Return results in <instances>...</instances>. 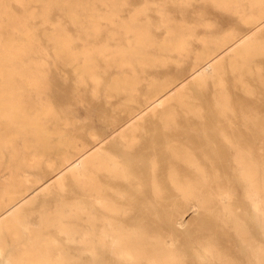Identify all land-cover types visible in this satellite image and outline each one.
I'll return each mask as SVG.
<instances>
[{
    "label": "bare ground",
    "instance_id": "bare-ground-1",
    "mask_svg": "<svg viewBox=\"0 0 264 264\" xmlns=\"http://www.w3.org/2000/svg\"><path fill=\"white\" fill-rule=\"evenodd\" d=\"M93 1L115 5L117 0H42L40 11L30 10V3L27 1L25 8L29 16H9L14 30L0 31V152L13 146L18 136L24 135L25 148L31 150L33 155L24 158L22 163L35 168L46 165L43 169L44 178L34 181L29 188L31 192L47 182L43 189L55 182L60 188H68L61 194L64 205L72 204L75 198L86 196L94 204L102 206L99 214L97 209L87 210L79 203H74L76 213L89 215L87 227H81L80 231L86 236L85 247L92 253L91 264L103 263L105 252H114L118 257L130 260H146L158 264H174L181 261L171 252L164 240L156 243L153 241L155 236L150 226L152 222L149 221L152 216L165 213L175 228L185 222L174 209L162 211L144 208L152 204L142 189L149 180L155 193H160L168 187L175 202L186 204L196 212L198 208H205L213 213L221 204L222 210L233 218L232 226L240 233L246 247L253 250L263 247L264 242L252 238L251 227L243 221L244 219L234 214L235 182L227 171L229 158L232 157L241 169L240 181L245 188L244 194L251 201L249 202L264 233V169L256 176L258 172L253 169V161L246 159L252 152L248 143L250 138L264 136V108L262 110L258 105L261 103L260 105L264 106V66L252 62L253 57L264 56L262 37L257 33L234 36L232 40L227 36L221 39L204 38L195 30H190L188 35L197 37L203 44L201 49H197L192 47V40L185 36L181 25L178 26V19L169 11L163 8L155 10L161 14L156 23L157 27H165L167 30L166 34H158L150 30V26L154 24L153 18L148 15L141 17L146 13L144 10H135L126 17L121 13L124 10L121 6L120 9L114 7V10L109 11L107 18L110 22L119 23L121 31L127 35V45L122 49L113 50L105 45L75 51L72 49L70 36L63 37L57 31L49 35V39H61L55 48L59 60H70L73 63L83 59V64L75 66L74 69L80 71L82 80L79 84L90 79L94 86L100 85L102 75L97 73L100 68L98 61H105L106 69L112 66L123 68L128 65L124 55L126 52L140 59L142 69L161 61V54L167 51L178 52L183 60L194 59L190 76L202 88L199 96L193 98L187 94L186 90L191 86L186 81L187 78H179L176 81H151L149 84L154 90L147 96L146 103L143 106L126 107L125 116L121 117L115 126V131L120 130L123 138L132 141L139 130V123L150 119V125L140 144L145 157L151 163L142 166L118 160L110 152H104L99 145L103 140L100 137L95 138L93 145L86 143L82 147L55 141L53 134L56 131L47 123V116L53 113V109L45 106L31 110L25 101L26 91L33 89L38 92L44 84L50 83L49 78L52 77L45 72L42 66L44 64L41 65L37 61L35 54L32 55V52L36 53V31L28 26L31 22L28 17H40L44 22H50V12L54 8H60L65 10L74 22L82 24L84 20L81 11L90 9ZM219 6L240 13V18L254 24L253 28L264 22V4L261 0H219ZM245 6L259 7V11L248 16L245 10L240 9ZM94 12H88L86 16L89 22L98 24L99 15ZM31 23H34L33 20ZM95 30L97 34L98 27ZM18 33L24 35L27 45L16 42L15 35ZM211 41H215V47L209 46ZM227 50H232L236 56L231 65L240 97L244 100L256 98L257 103L249 102L239 108L233 105L232 91L224 78L222 56ZM158 54L160 56L156 57ZM130 68L135 70L137 67ZM248 74L260 78V89L247 78ZM53 78L58 79L59 76L55 74ZM140 81L136 77L118 78L114 89L132 92ZM64 86L65 92L55 97L54 102L61 103L73 99L75 93L72 92V86L77 88L79 85ZM76 90L78 92L79 89ZM129 100L140 105L142 103L135 94ZM172 102H178L182 107L175 109L171 105ZM130 153L138 154L134 147H130ZM54 155L59 157V161ZM231 166L234 170L237 167ZM149 170L152 173L150 177L147 176ZM165 177H168V181ZM20 186L11 185L6 195H0V261L3 264H70V257L68 258L57 234L65 233L67 239L73 241L71 238L77 229L69 225L68 218L60 209L42 211L41 224L37 227L27 222L25 214L20 212H32L35 207L24 203V199L31 192L27 193L29 189L23 190ZM128 190L134 191L131 197H137L138 203L123 200V194ZM165 196L160 195L161 198ZM16 205L18 207L15 211L1 217ZM142 219H148V222L143 224ZM207 249H210V245Z\"/></svg>",
    "mask_w": 264,
    "mask_h": 264
},
{
    "label": "rangeland",
    "instance_id": "rangeland-1",
    "mask_svg": "<svg viewBox=\"0 0 264 264\" xmlns=\"http://www.w3.org/2000/svg\"><path fill=\"white\" fill-rule=\"evenodd\" d=\"M27 1L30 3V10H42V0H0V31L14 30H12L14 24L9 22L10 15H30L25 8ZM261 1L262 4H264V0ZM93 2L90 4V9L81 11L84 20L82 24L74 22L68 16L67 12L60 8H54L50 12V22H44L40 17H28L29 21L32 22L33 20L34 22L28 23V26L36 31L34 46L36 53L32 52V55L35 54V58L38 59L37 61L41 63V65L44 64L42 66L45 72L52 77L49 78L50 83L44 84L38 92L33 89L31 91L28 90L29 93L26 91L25 101H27L26 103L31 110L37 108L42 109L45 106L53 109V113L47 116V123L50 128L56 131L53 134V139L55 141H64L70 143L72 146L82 147L86 143L93 145L95 143V138L100 137L103 138V140L99 145L102 146L104 152H110L118 160L134 162L142 166L151 163V161L145 157L140 144L142 143L143 135L147 132V127L150 125V119L139 123L137 127L139 130L132 141L123 138L120 135V130L115 131V126L118 120L125 116L126 107L143 106V104L146 103L147 96L154 90L153 86L151 87L149 84L151 81H176L179 78H187L186 81L191 84L186 90L187 94L192 95L193 98L199 96L202 88L198 86L194 78L190 76L194 59L189 58L188 60H183V57L178 54V52L167 51L161 54L163 58L160 59L161 61L156 62L154 65H147L145 69H142L140 59L132 53L126 52L124 55H126L125 58L128 60V65L123 68L112 66L106 69V62L98 61L100 68L97 70V73L102 75L100 85L94 86L93 81L88 78L86 82L79 84L82 80L79 76L80 71L74 69L75 66L83 64V59L73 63L70 60H59L56 57L55 48L58 46L61 39H49V35L57 31V33L60 32L63 37L70 36L72 49L75 51H82L87 48L95 49L105 45L113 50L122 49L127 45V35L123 34L119 23L110 22L107 18L109 11L111 12L114 10V7L120 9L119 6H121V8L124 9L121 13L126 17H129L135 10H144L146 13L142 14L141 17L145 15L151 16L154 24L150 26V30L152 33L158 34H166L167 30L165 27H157L156 23L161 14L155 10L157 8H163L169 11L172 16L178 19V26L181 25L185 32V36L192 40V47L197 49H201L203 44L197 37H190V35H188L190 30H195L204 38L216 37V39H221V37L227 36L231 40L234 36L258 33L264 40V22L256 28H253L254 24L240 18V13L233 9L229 10L220 7L219 0H117L115 5L101 1ZM240 9L245 10L248 16L259 11V7L252 8L245 6ZM129 10L132 11L130 12ZM92 11H95L94 13L97 16L99 15V26L97 23L95 24L88 21V16L86 15L88 12ZM96 27L99 29L97 34L95 33ZM15 36L17 37L16 42L27 45L26 38L23 34L18 33ZM209 46L215 47V41H211ZM157 56L159 57L160 55L158 54L156 57ZM222 57L224 58L225 67L224 78L227 82V86L230 87L232 91V97L234 99L233 105L239 108L249 102L257 103L255 100L256 98L244 100L240 97L241 94L238 93L240 90L235 84V74L231 65L232 61L235 60V53H233L232 50H227L223 53ZM252 62L260 63L264 66V56H255L252 58ZM130 66H135L137 68L134 70L130 68ZM55 74L59 76L58 79L53 78ZM126 76L131 78L136 77L141 80L136 85V90L131 92L126 89H120L118 91L114 89L115 81L118 78L120 79ZM247 78L253 85H256L258 89L261 88V85H259V77L254 78V76L248 74ZM65 84L79 85L77 87L79 89L78 92L76 90L77 88L72 86V92L75 93L73 99L61 103L54 102L55 97L65 92ZM133 94L138 96L142 101L141 105L136 101L130 102L129 98ZM260 104L261 103L258 104L259 108L263 110L264 106ZM171 105L175 107V109H180V107H182L178 102H172ZM239 122L242 121L239 120ZM57 129L60 130L58 131ZM2 134H4V132H2ZM25 142V136L20 135L16 138L14 142L15 145L13 144L10 148L7 147L4 151L0 152V159L2 158L0 161V195H6V191L11 188V185L16 187L21 185L20 188L26 190L33 185L35 180L44 178L43 169L46 165H43L44 167L42 166L41 168H35L22 163L24 158L33 155L31 150L25 148ZM248 143L252 148V152L246 159L250 162L253 161V169L258 172L256 174V176H258L264 169V136L258 138L252 137ZM16 145L17 147H15ZM130 147L136 148L138 154L132 155L130 153ZM55 159L59 161V157L55 156ZM233 160L232 157L229 158L227 171L228 175L232 177L235 182L234 189L236 191V200L233 204L234 214L241 217L242 220L244 219L243 221L251 227L250 232L253 239L264 242V233L260 229V221L250 203L251 201L244 194L245 188L240 181L241 169ZM231 165H236V169L234 170ZM151 175L152 173L149 170L147 176L150 177ZM165 179L168 181V177H165ZM53 183L46 189L42 188L46 184L36 189L37 191L34 190L31 192L29 189L27 193H31L24 199V203H26V205L28 204V206L32 205L35 209L32 212L23 210L20 213L25 214L27 222L37 227L41 224L42 211L62 210L68 218L69 225L77 229L71 238L73 241L67 239L65 233L59 232L57 234L62 246L66 250L68 258L70 257V264H91L92 253L85 247L84 243L86 236L82 233L83 231H80L81 227H87L89 215L87 213H76L74 203H79L86 207L87 210L97 209L99 214L101 213L102 206L94 204V202L86 196L75 198L72 204L64 205L62 203L61 194L67 191L68 188L67 186L60 188L57 186V183ZM142 189L146 192L148 200L152 202V204L146 205L144 207L145 209H159L162 211L174 209L182 219H184L185 225H179L176 228L170 224L169 218L165 213L152 216V218L149 219V221L152 222L150 225L154 233L152 234L155 236V238H150H153L155 243L159 240H164L166 242L171 252L181 260L174 264H264V246L258 250L247 248L244 241H242L240 233L235 231L233 227V218L222 210L221 204H219V207H217L213 213H210L205 208H198L196 212L190 209L186 204L179 201L175 202L174 195H170V189H168V187L162 189L160 193H155L153 191L152 182L149 180ZM132 193H134L133 190H128L127 193L123 194V200L125 202L131 201L134 204L138 203L139 200L137 197H131ZM161 194H165V198H161ZM17 207L18 205L12 207L10 209L11 211L9 210L7 214L5 213L1 217H5L12 211H15ZM188 213L190 214L188 215ZM31 219L33 220L32 222ZM141 222L144 224L148 222V219H142ZM209 245L210 249H207ZM169 253L170 252H168V254ZM1 257L2 254L0 253V259ZM103 258L104 262L101 264H158L146 260L135 261L124 257H118L114 252H105ZM0 264L3 263L0 261Z\"/></svg>",
    "mask_w": 264,
    "mask_h": 264
}]
</instances>
